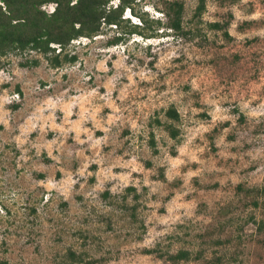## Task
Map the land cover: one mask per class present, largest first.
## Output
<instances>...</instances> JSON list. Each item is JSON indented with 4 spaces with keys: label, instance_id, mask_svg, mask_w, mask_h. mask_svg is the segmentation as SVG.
Here are the masks:
<instances>
[{
    "label": "rangeland",
    "instance_id": "374dc122",
    "mask_svg": "<svg viewBox=\"0 0 264 264\" xmlns=\"http://www.w3.org/2000/svg\"><path fill=\"white\" fill-rule=\"evenodd\" d=\"M169 1L0 55V264H264V0Z\"/></svg>",
    "mask_w": 264,
    "mask_h": 264
},
{
    "label": "trees",
    "instance_id": "16d2710c",
    "mask_svg": "<svg viewBox=\"0 0 264 264\" xmlns=\"http://www.w3.org/2000/svg\"><path fill=\"white\" fill-rule=\"evenodd\" d=\"M135 0H118L116 6L109 5V0H0V55L15 50H39L46 54L54 51L50 43L58 44L61 50L51 59L53 65H59L58 57L62 49L79 37L92 38L101 33L104 27L115 25L122 28V13L126 7L133 10ZM55 2L56 6L50 15L40 10L43 3ZM205 5V0H199L196 12L199 14ZM183 12V2L173 0L168 2V13L171 17V25L179 29V18ZM141 17V16H140ZM142 21L147 23L143 18ZM137 25V24H136ZM134 27H137V26ZM217 26V23H210ZM123 31L122 33H126ZM129 32H137L130 29ZM142 34V33H140ZM122 38V34L114 37L111 44H116ZM75 55L66 60L74 61ZM168 115L176 118L174 109L168 110ZM172 137L176 131L171 130ZM264 194V185L260 188ZM179 251L171 255L178 258L185 254ZM74 256V254L72 253ZM173 264H176L174 261Z\"/></svg>",
    "mask_w": 264,
    "mask_h": 264
}]
</instances>
